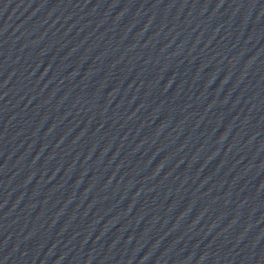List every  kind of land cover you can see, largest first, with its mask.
<instances>
[{
    "label": "water",
    "instance_id": "water-1",
    "mask_svg": "<svg viewBox=\"0 0 264 264\" xmlns=\"http://www.w3.org/2000/svg\"><path fill=\"white\" fill-rule=\"evenodd\" d=\"M0 264H264V0H0Z\"/></svg>",
    "mask_w": 264,
    "mask_h": 264
}]
</instances>
